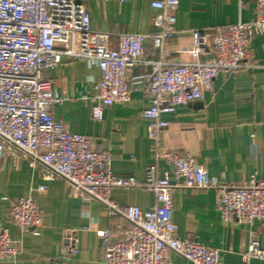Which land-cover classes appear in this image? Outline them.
<instances>
[{
	"label": "built area",
	"instance_id": "2783aa9c",
	"mask_svg": "<svg viewBox=\"0 0 264 264\" xmlns=\"http://www.w3.org/2000/svg\"><path fill=\"white\" fill-rule=\"evenodd\" d=\"M125 2L127 0H117ZM249 21H238L213 31L195 29L193 42L198 55L211 52L204 60L174 61L169 41L177 32L180 0H152L157 12L152 30L121 32L92 28L87 0H0V159H26L32 167L43 165L52 176L62 178L81 196L100 201L108 216L121 215L132 226L113 240L108 228L98 229L103 243V264H169L174 251L189 264H223L221 251L197 239H181L173 220V193L176 188L214 189L217 208L225 221L264 223V178L252 176L240 183L220 182L189 153L158 152L140 183L134 175H117L111 169V155L94 150L90 139L72 131L53 113L59 101L53 82L45 72L62 59H85L97 65L99 78H92L83 98L91 105V115L101 120L104 110L116 102L131 99L127 72L147 64L146 92L151 105L142 111L148 119V135L158 140L169 125L166 115L180 105L204 98L222 71L252 66V40L264 34V0ZM151 42L157 59H146ZM163 160L170 169L159 172ZM143 186L155 196V204L143 209L122 204L111 197L115 187ZM45 192L47 185L39 184ZM12 222L24 229L42 225V214L31 195L12 199ZM87 227L63 230V250L79 251V232ZM20 247L7 228L0 225V261L16 258ZM264 259L258 231L251 230L244 260Z\"/></svg>",
	"mask_w": 264,
	"mask_h": 264
},
{
	"label": "crops",
	"instance_id": "0c3cea01",
	"mask_svg": "<svg viewBox=\"0 0 264 264\" xmlns=\"http://www.w3.org/2000/svg\"><path fill=\"white\" fill-rule=\"evenodd\" d=\"M152 0H87L91 24L95 30L145 33L153 29L152 17L157 12ZM258 10L257 0H180L177 10V32L169 41L170 58L174 61L204 60L211 52L208 39L206 53L198 55L192 31H213L238 21H249ZM146 59H157L151 42L145 45ZM252 66L220 72L213 87L200 101L177 107L166 115L169 125L154 140L148 135V119L142 111L151 105L146 92L147 64L127 72L131 99L116 102L104 110L101 120L91 115L90 102L83 98L92 78H99L97 65L85 59H62L45 72L59 99L54 116L72 131L85 134L92 148L111 155V169L117 175H134L142 183L147 167L155 162L158 152L189 153L203 164L211 176L224 183H240L252 176L264 178V34L251 43ZM159 172L170 169L160 160ZM39 184L47 185L45 192ZM31 194L42 214V225L24 229L11 221L12 199ZM111 197L122 204L148 209L155 196L143 186L115 187ZM173 220L181 239H197L220 249L223 264H264V259L244 260L251 230L259 233L264 248V223L225 221L216 204L214 189L179 187L173 193ZM0 225L7 228L18 243L16 258L0 264H103V243L96 233L108 228L113 240L124 236L132 224L121 215L108 216L104 205L81 196L62 178L54 177L43 165L32 167L26 159L17 162L0 159ZM87 227L79 232V251L63 250V230ZM169 264H189L180 254L170 251Z\"/></svg>",
	"mask_w": 264,
	"mask_h": 264
}]
</instances>
